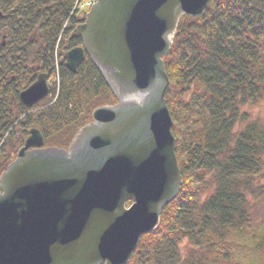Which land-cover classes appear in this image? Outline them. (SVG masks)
<instances>
[{
	"label": "trees",
	"instance_id": "obj_1",
	"mask_svg": "<svg viewBox=\"0 0 264 264\" xmlns=\"http://www.w3.org/2000/svg\"><path fill=\"white\" fill-rule=\"evenodd\" d=\"M75 2L0 0V23L9 41L0 59V175L28 130H40L46 147L66 149L91 122L95 108L117 103L87 57L75 73L65 69V41L81 22L76 15L69 17ZM68 19L58 44V93L51 90L49 98L25 109L18 95L39 74H52L54 49ZM35 29L36 44L30 41ZM68 45L74 48L81 41L71 39ZM263 46L264 0H212L200 16L179 21L163 62L170 83L165 102L183 184L156 230L141 237L126 264H234L230 254L241 239L253 248L249 261L264 253V232L253 228L249 207L264 156V128L255 121L245 123L242 111L262 97Z\"/></svg>",
	"mask_w": 264,
	"mask_h": 264
},
{
	"label": "water",
	"instance_id": "obj_2",
	"mask_svg": "<svg viewBox=\"0 0 264 264\" xmlns=\"http://www.w3.org/2000/svg\"><path fill=\"white\" fill-rule=\"evenodd\" d=\"M211 1L94 0L69 36L82 47L65 67L75 72L86 55L117 103L95 108L67 149L28 131L0 176V264H126L157 228L183 184L163 58L180 19ZM46 80L40 74L20 104L43 101Z\"/></svg>",
	"mask_w": 264,
	"mask_h": 264
},
{
	"label": "rangeland",
	"instance_id": "obj_3",
	"mask_svg": "<svg viewBox=\"0 0 264 264\" xmlns=\"http://www.w3.org/2000/svg\"><path fill=\"white\" fill-rule=\"evenodd\" d=\"M32 37H30V41L32 43L38 42L37 30L35 29L30 33ZM34 44V45H35ZM264 48V46H263ZM61 83L60 78L53 77L52 74L49 75L47 80V84L51 90H55L57 92L59 90V85ZM264 85V84H263ZM264 87V86H263ZM262 90V89H261ZM262 97L259 102L244 106L242 111L244 113L243 118L248 120L247 122H258L261 123L264 128V93L263 90ZM20 129L19 127H17ZM20 131L18 130V134L20 135ZM10 151V140L7 141V147L5 148L4 153L7 154ZM2 161H0V164ZM250 213L251 219L254 222L253 228L258 232H264V156L261 158V170L256 176L254 182H252V188L250 192ZM250 241L246 239L238 240L234 244V251L230 254L232 257V262L234 264H264V253L260 256H253L256 261L254 263L249 261L252 257L253 248L249 245ZM251 244V243H250ZM184 244L179 247V255L183 257L184 252Z\"/></svg>",
	"mask_w": 264,
	"mask_h": 264
},
{
	"label": "flooded vegetation",
	"instance_id": "obj_4",
	"mask_svg": "<svg viewBox=\"0 0 264 264\" xmlns=\"http://www.w3.org/2000/svg\"><path fill=\"white\" fill-rule=\"evenodd\" d=\"M8 45H9L8 37L6 34H3L2 25L0 23V59L2 57L3 52L8 47ZM16 133L18 134V130L16 131Z\"/></svg>",
	"mask_w": 264,
	"mask_h": 264
},
{
	"label": "built area",
	"instance_id": "obj_5",
	"mask_svg": "<svg viewBox=\"0 0 264 264\" xmlns=\"http://www.w3.org/2000/svg\"><path fill=\"white\" fill-rule=\"evenodd\" d=\"M89 5V4H88Z\"/></svg>",
	"mask_w": 264,
	"mask_h": 264
}]
</instances>
